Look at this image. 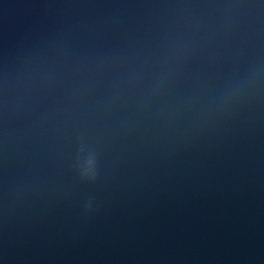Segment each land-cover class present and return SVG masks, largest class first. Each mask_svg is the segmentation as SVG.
Segmentation results:
<instances>
[{
  "label": "water",
  "instance_id": "obj_1",
  "mask_svg": "<svg viewBox=\"0 0 264 264\" xmlns=\"http://www.w3.org/2000/svg\"><path fill=\"white\" fill-rule=\"evenodd\" d=\"M0 264H264V0H0Z\"/></svg>",
  "mask_w": 264,
  "mask_h": 264
}]
</instances>
